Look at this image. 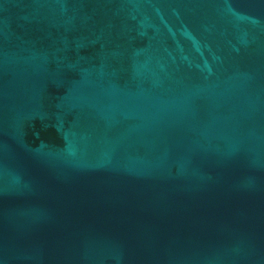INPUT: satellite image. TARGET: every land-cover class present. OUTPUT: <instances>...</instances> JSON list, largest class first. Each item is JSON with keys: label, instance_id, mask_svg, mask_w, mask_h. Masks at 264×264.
Masks as SVG:
<instances>
[{"label": "water", "instance_id": "obj_1", "mask_svg": "<svg viewBox=\"0 0 264 264\" xmlns=\"http://www.w3.org/2000/svg\"><path fill=\"white\" fill-rule=\"evenodd\" d=\"M0 264H264V0H0Z\"/></svg>", "mask_w": 264, "mask_h": 264}]
</instances>
